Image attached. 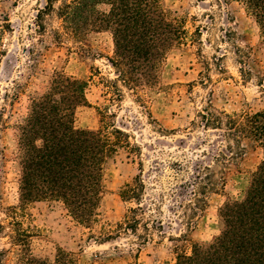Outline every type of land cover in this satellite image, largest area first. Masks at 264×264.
<instances>
[{"label":"rangeland","instance_id":"rangeland-1","mask_svg":"<svg viewBox=\"0 0 264 264\" xmlns=\"http://www.w3.org/2000/svg\"><path fill=\"white\" fill-rule=\"evenodd\" d=\"M48 0H0V223L18 207V169L14 153L17 125L30 98L42 93L47 77L63 72L87 83L88 105L74 116L77 129L124 132L129 154L120 149L103 173L97 222L91 229L76 222L56 201L22 205L17 219L31 232L34 256L53 260L58 249L77 255L81 264H175L177 253L206 246L222 230L219 210L242 200L251 174L263 158L248 140L235 144L223 129L204 128L205 108L241 119L264 110V43L239 0H160L181 20L189 35L170 50L158 68L156 83L140 98L116 77L108 32L75 42L55 13L39 30L35 15ZM54 2V8L59 6ZM105 9V7H102ZM193 40V41H192ZM231 148L230 150H228ZM140 178L143 211L135 234L121 233L100 244L103 229L115 227L135 208L122 191ZM5 227L0 250L10 247Z\"/></svg>","mask_w":264,"mask_h":264},{"label":"trees","instance_id":"trees-1","mask_svg":"<svg viewBox=\"0 0 264 264\" xmlns=\"http://www.w3.org/2000/svg\"><path fill=\"white\" fill-rule=\"evenodd\" d=\"M239 1L255 21L264 43V0ZM54 2L60 3L56 9ZM51 13L75 42L91 33L108 32L114 49V58L109 61L117 80L137 98L156 83L158 68L170 50L189 38L200 40L199 31L189 35L184 23L171 17L160 0H48L35 15L37 32L44 31L43 20ZM2 22L0 33L5 28L11 30L6 17ZM86 87L81 79L54 72L47 77L43 92L30 98L28 113L16 127L14 158L20 206L9 207L7 226L0 223V233L5 227L9 230L6 236L10 243L8 249L0 250V264H81L76 254L62 249L53 260L34 256L31 232L17 219V210L32 202H60L76 222L91 229L97 222L107 162L120 149L129 154L138 150L119 129L74 126L76 110L88 105ZM199 116L206 129L225 127L235 144L245 139L257 145L263 158L251 174L243 199L220 208L219 235L206 246L194 244L189 254L177 253L175 264H264V110L239 119L205 108ZM135 181L126 186L121 197L134 201L137 207L115 227L99 232L96 240L100 244L121 233L135 234L139 225L136 214L144 208L138 193L143 185L140 178Z\"/></svg>","mask_w":264,"mask_h":264}]
</instances>
